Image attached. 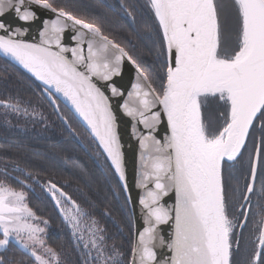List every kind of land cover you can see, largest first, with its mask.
I'll return each instance as SVG.
<instances>
[{"label": "snow or ice", "instance_id": "1", "mask_svg": "<svg viewBox=\"0 0 264 264\" xmlns=\"http://www.w3.org/2000/svg\"><path fill=\"white\" fill-rule=\"evenodd\" d=\"M32 5L56 15L44 22L41 42L18 39L21 29L9 32L0 22V31L8 33L0 35V52L41 82L57 111V99L74 111L125 193L129 188L117 116L103 89L121 73L125 58L134 66L129 100L121 107L147 129L140 136L144 155L137 180L143 189L139 204L145 227L132 244L129 264H264V0H231V27L224 0H148L154 17L149 34L156 38L164 69L154 76L100 27L49 0H0V16L14 11L27 22L36 17ZM68 28L75 33L72 48L61 45ZM110 91L112 96L124 94L114 86ZM213 102L218 115L210 109ZM0 107L29 114L11 98L0 100ZM31 115H37L35 110ZM162 116L167 123L163 141L153 135ZM24 175L39 182L31 173ZM43 187L69 227L83 264H125L124 254L108 244L106 229L87 208L51 180ZM169 187L175 203L166 208L160 201ZM25 189L31 185L17 176L4 173L0 179V249L8 251L15 243L33 264H61L59 253L44 238L48 221L29 206ZM253 195L259 196L255 203ZM125 200L131 201V195ZM170 220V240L159 237L170 255L159 259L157 226ZM0 264L25 261L0 256Z\"/></svg>", "mask_w": 264, "mask_h": 264}, {"label": "trees", "instance_id": "2", "mask_svg": "<svg viewBox=\"0 0 264 264\" xmlns=\"http://www.w3.org/2000/svg\"><path fill=\"white\" fill-rule=\"evenodd\" d=\"M57 8H65L77 19L101 28L140 64L150 76L162 74L158 44L149 32L154 17L148 0H49ZM225 16L231 27V0H224ZM131 11L130 16L128 12ZM43 87L6 57L0 55V100H18L29 114H15L0 107V179L4 173L17 176L31 185L25 189L29 206L48 221L45 240L59 253L61 264H83L81 251L74 244L71 232L54 201L43 185L49 180L63 188L74 200L87 208L106 229L108 244H115L129 264L133 224L124 191L118 178L106 167L102 149L84 126L60 101L59 112L53 110L43 95ZM215 102L210 109L218 115ZM35 110L36 116L31 115ZM222 110V109H221ZM64 120L67 123H64ZM259 138L260 133H256ZM259 140V139H258ZM22 169L23 172L14 169ZM31 173L39 182L29 179ZM15 187H20L13 180ZM122 245V247H120ZM0 256L23 258L33 264L12 243Z\"/></svg>", "mask_w": 264, "mask_h": 264}, {"label": "water", "instance_id": "3", "mask_svg": "<svg viewBox=\"0 0 264 264\" xmlns=\"http://www.w3.org/2000/svg\"><path fill=\"white\" fill-rule=\"evenodd\" d=\"M32 11L36 12V17L27 22L19 20L16 13L14 11L6 10L3 16H0V22L4 23L8 28L9 32H14L17 28L21 29V34L17 37L27 43H40L41 36L40 33L45 29V21L52 20L56 18V15L52 13L48 9H44L38 5H32ZM74 31L71 28L65 29L61 34V45L67 48H72L76 46V42L71 40L72 35H74ZM0 35H8V33L4 31H0ZM53 50H56L55 44H53ZM86 50V46H85ZM0 55L4 56L2 52ZM71 59V54L66 53ZM6 57V56H4ZM11 62L16 64L19 68L25 71L29 76H31L34 80H36L31 73L27 72L21 65H19L15 60L11 57H6ZM135 80V69L134 66L125 58L124 63L122 65L121 73L114 76L110 82H106L111 86L116 87L124 94L123 96H112L110 91V87L108 89H103L105 94L110 97V101L113 105V110L117 116V125L118 132L121 137L122 151L124 153L125 160V172H126V181L129 188V193H125V196L130 194L131 201H127L130 215L132 218L133 224V242L136 239V235L138 231H142L145 227L144 223V212L142 210L141 205L139 204V196L143 193V189L137 187L138 174L142 170V156L144 155V150L140 146V136L141 134H147V129L143 124L138 122V117L128 116L122 109L121 105L125 102V100H129L128 92L131 91V85ZM37 81V80H36ZM41 86V82L37 81ZM43 87V86H42ZM43 91V90H42ZM44 95V93H43ZM45 96V95H44ZM47 101L50 103L48 98L45 96ZM58 101L62 102L60 99ZM132 106H136L132 101H129ZM57 103V101H56ZM65 106L66 104L62 102ZM53 110L57 113L58 116H61L60 112L57 111L53 105L50 103ZM58 105V103H57ZM76 117V119L84 126L85 125L77 118L74 114V111L66 106ZM64 123L67 126L66 121ZM88 131V130H87ZM89 133V131H88ZM90 134V133H89ZM167 134V123L166 117H161V122L157 125L155 132L153 135L156 136L157 139L163 141V138ZM98 144V143H97ZM150 154H155L149 149ZM123 182H120L122 184ZM168 184V181H165ZM160 203L166 207L171 208L175 203V192L171 187L168 188V194L163 196ZM173 221H169L168 223L160 224L157 226V241L155 244V249L157 252V256L159 259H163L165 256L170 255V251L166 247H162L159 244V237L162 236L165 241H169L171 235L173 233ZM132 242V244H133ZM131 260V254H130ZM129 260V261H130Z\"/></svg>", "mask_w": 264, "mask_h": 264}, {"label": "flooded vegetation", "instance_id": "4", "mask_svg": "<svg viewBox=\"0 0 264 264\" xmlns=\"http://www.w3.org/2000/svg\"><path fill=\"white\" fill-rule=\"evenodd\" d=\"M257 143H259V140H258V138H257ZM259 187H260V180H259V178L257 179V181H256V188H257V190L259 189ZM259 199V196L258 195H253L252 196V200H253V202L255 203V201H257ZM257 209L255 208V207H253V211H256ZM253 219H255V217H253ZM248 235V232H247V230H245V236H247ZM244 244H245V241L244 240H241V255L243 254V248H244Z\"/></svg>", "mask_w": 264, "mask_h": 264}, {"label": "rangeland", "instance_id": "5", "mask_svg": "<svg viewBox=\"0 0 264 264\" xmlns=\"http://www.w3.org/2000/svg\"><path fill=\"white\" fill-rule=\"evenodd\" d=\"M42 227L44 226V225H41ZM0 238H2V236H0ZM45 238V237H44ZM0 250H3V249H0Z\"/></svg>", "mask_w": 264, "mask_h": 264}]
</instances>
